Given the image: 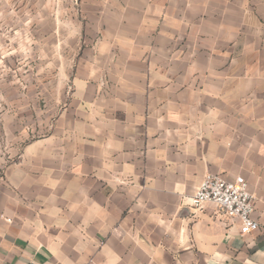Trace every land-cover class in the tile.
Segmentation results:
<instances>
[{"label":"crops","instance_id":"crops-1","mask_svg":"<svg viewBox=\"0 0 264 264\" xmlns=\"http://www.w3.org/2000/svg\"><path fill=\"white\" fill-rule=\"evenodd\" d=\"M68 5L62 95L0 150V264H264V0ZM208 174L257 231L190 207Z\"/></svg>","mask_w":264,"mask_h":264},{"label":"rangeland","instance_id":"rangeland-1","mask_svg":"<svg viewBox=\"0 0 264 264\" xmlns=\"http://www.w3.org/2000/svg\"><path fill=\"white\" fill-rule=\"evenodd\" d=\"M68 2L0 0V150L44 130L45 119L37 117L46 109L42 101L52 107L50 99L62 95L52 84L67 79L61 50L71 45L75 12Z\"/></svg>","mask_w":264,"mask_h":264},{"label":"built area","instance_id":"built-area-1","mask_svg":"<svg viewBox=\"0 0 264 264\" xmlns=\"http://www.w3.org/2000/svg\"><path fill=\"white\" fill-rule=\"evenodd\" d=\"M207 203L230 218H238L241 236L259 229V223L253 218L254 197L243 177L227 180L217 175H206L190 198L189 205L201 210Z\"/></svg>","mask_w":264,"mask_h":264}]
</instances>
